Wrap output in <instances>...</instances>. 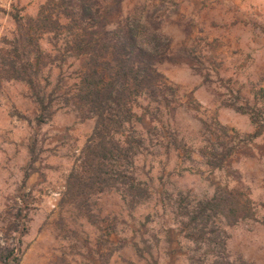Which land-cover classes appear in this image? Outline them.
<instances>
[{"label": "rangeland", "instance_id": "obj_1", "mask_svg": "<svg viewBox=\"0 0 264 264\" xmlns=\"http://www.w3.org/2000/svg\"><path fill=\"white\" fill-rule=\"evenodd\" d=\"M45 1L0 0V46L17 27L12 14L36 15ZM144 1L124 0L123 11ZM151 8L171 39L173 59L159 68L176 86L179 105L170 112L171 129L146 120L153 141L156 134L165 142L177 136L181 147L149 146L138 156L151 194L135 206L116 189L67 192L94 119L55 104L39 123L29 85L1 82L0 242L21 236L19 264H195L203 249L187 237L186 211L224 187L235 189L241 204L250 199L227 225L230 258L264 264V0H158ZM42 46L54 52L47 38ZM78 66L69 60L46 69L45 91L73 87ZM211 119L251 138L214 168L201 154L202 120Z\"/></svg>", "mask_w": 264, "mask_h": 264}, {"label": "trees", "instance_id": "obj_2", "mask_svg": "<svg viewBox=\"0 0 264 264\" xmlns=\"http://www.w3.org/2000/svg\"><path fill=\"white\" fill-rule=\"evenodd\" d=\"M123 1L46 0L36 15L12 14L17 27L2 38L0 84L19 80L29 85L40 108L39 123L51 117L55 104L71 108L81 119H94L68 175L67 192L74 196L116 189L135 206L151 194L138 175V156L149 146L181 147L177 136L169 142L158 134L155 141L150 138L155 128L171 129L170 112L179 104L176 86L159 68L173 59V49L162 29V16L151 8L158 0H145L140 9L128 12L123 11ZM45 38L54 52L43 48ZM69 60L78 62V80L64 91L57 84L47 93L42 84V79L50 83L46 69ZM236 109L244 111L242 106ZM146 118L155 121L153 129ZM202 123L201 149L206 151L201 154L212 168L240 153L239 145L250 143L249 134L217 120ZM248 203L246 198L241 204L235 189L224 187L187 209L183 227L203 249L193 256V263L249 264L230 258L227 247V225L236 223L238 212ZM20 239L15 237L13 244L0 242V264L20 263Z\"/></svg>", "mask_w": 264, "mask_h": 264}]
</instances>
